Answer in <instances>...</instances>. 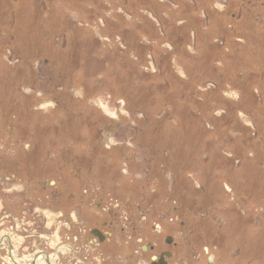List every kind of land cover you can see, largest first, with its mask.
I'll use <instances>...</instances> for the list:
<instances>
[{
  "label": "rangeland",
  "instance_id": "obj_1",
  "mask_svg": "<svg viewBox=\"0 0 264 264\" xmlns=\"http://www.w3.org/2000/svg\"><path fill=\"white\" fill-rule=\"evenodd\" d=\"M84 193L264 264V0H0V235Z\"/></svg>",
  "mask_w": 264,
  "mask_h": 264
},
{
  "label": "flooded vegetation",
  "instance_id": "obj_2",
  "mask_svg": "<svg viewBox=\"0 0 264 264\" xmlns=\"http://www.w3.org/2000/svg\"><path fill=\"white\" fill-rule=\"evenodd\" d=\"M105 197L84 193L79 197L78 209L70 214L61 209L56 211L55 219L58 217L61 221L62 230L53 236L50 225L51 229L45 231L47 240L41 242V246L50 248L57 239L53 255L44 248L33 251L31 245L22 248L21 244L17 250L16 235L8 233L0 236V258L2 253L7 264H218L216 255L210 254L209 249L191 250L185 243L181 246L186 237V225L179 221L173 231L172 227L168 228L169 223L178 221L176 214L172 217L169 214L175 209L169 212L147 209L144 215L141 209L121 208L120 203L112 205L113 200ZM136 210L137 215L133 214ZM162 223H168V227ZM45 224L44 218L40 229L45 228ZM30 237L35 238V235ZM21 248L26 252L25 257L20 254ZM201 252L206 254L205 258ZM17 256L25 261L21 262Z\"/></svg>",
  "mask_w": 264,
  "mask_h": 264
},
{
  "label": "bare ground",
  "instance_id": "obj_3",
  "mask_svg": "<svg viewBox=\"0 0 264 264\" xmlns=\"http://www.w3.org/2000/svg\"><path fill=\"white\" fill-rule=\"evenodd\" d=\"M1 236V235H0ZM16 248V247H15Z\"/></svg>",
  "mask_w": 264,
  "mask_h": 264
}]
</instances>
